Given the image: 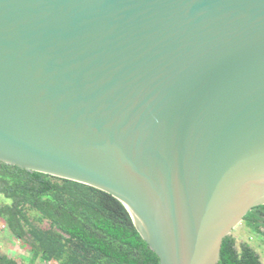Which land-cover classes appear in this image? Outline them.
Returning <instances> with one entry per match:
<instances>
[{"label":"water","instance_id":"95a60500","mask_svg":"<svg viewBox=\"0 0 264 264\" xmlns=\"http://www.w3.org/2000/svg\"><path fill=\"white\" fill-rule=\"evenodd\" d=\"M0 162L110 194L160 264H217L264 205V0H0Z\"/></svg>","mask_w":264,"mask_h":264},{"label":"trees","instance_id":"16d2710c","mask_svg":"<svg viewBox=\"0 0 264 264\" xmlns=\"http://www.w3.org/2000/svg\"><path fill=\"white\" fill-rule=\"evenodd\" d=\"M0 221L29 255L0 253V264H160L125 206L96 188L0 162ZM33 214L34 224L30 219ZM46 223V227L41 225ZM243 225L264 244V205ZM217 264H264L248 244L223 239Z\"/></svg>","mask_w":264,"mask_h":264},{"label":"rangeland","instance_id":"374dc122","mask_svg":"<svg viewBox=\"0 0 264 264\" xmlns=\"http://www.w3.org/2000/svg\"><path fill=\"white\" fill-rule=\"evenodd\" d=\"M4 202L8 203L3 196H0ZM1 200V199H0ZM33 214L31 215V221L39 225L38 222L34 221ZM5 225L0 221V253L8 254V255H29V252L26 249L20 248V242L15 238L11 237L8 233V230L4 227ZM42 227H46V223L41 225ZM232 235L236 239V245L239 247L241 244L245 243L252 247L255 252L260 256L261 260H264V244L259 239V237L254 236L250 233V231L243 225L241 222L238 224L231 232ZM35 264H58L56 262H41L36 260Z\"/></svg>","mask_w":264,"mask_h":264}]
</instances>
